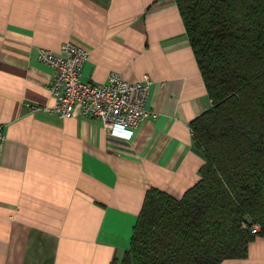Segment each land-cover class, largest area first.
<instances>
[{"label": "crops", "instance_id": "crops-1", "mask_svg": "<svg viewBox=\"0 0 264 264\" xmlns=\"http://www.w3.org/2000/svg\"><path fill=\"white\" fill-rule=\"evenodd\" d=\"M67 41L90 52L84 82L148 75L157 119L125 140L96 121L32 111L54 105L37 50ZM210 108L175 0H0V264L121 260L147 192L181 199L201 179L191 123ZM221 264H264V238Z\"/></svg>", "mask_w": 264, "mask_h": 264}, {"label": "trees", "instance_id": "trees-1", "mask_svg": "<svg viewBox=\"0 0 264 264\" xmlns=\"http://www.w3.org/2000/svg\"><path fill=\"white\" fill-rule=\"evenodd\" d=\"M175 2L211 101L191 123L206 161L181 199L147 192L111 264H221L264 238V0Z\"/></svg>", "mask_w": 264, "mask_h": 264}, {"label": "built area", "instance_id": "built-area-1", "mask_svg": "<svg viewBox=\"0 0 264 264\" xmlns=\"http://www.w3.org/2000/svg\"><path fill=\"white\" fill-rule=\"evenodd\" d=\"M89 60V50L73 41L64 42L58 51L39 48L36 61L53 71L47 90L54 105L30 109L60 119L96 121L110 135L131 140L143 122L157 119V114L148 108L153 81L145 75L129 83L112 72L104 83H87L82 79V69ZM5 140V126L0 124V158ZM260 230L255 225L250 232L258 234Z\"/></svg>", "mask_w": 264, "mask_h": 264}]
</instances>
